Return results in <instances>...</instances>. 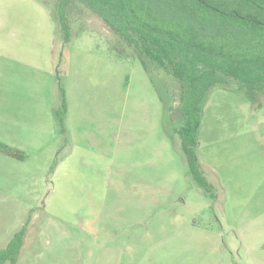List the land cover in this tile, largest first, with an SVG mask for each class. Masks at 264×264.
I'll return each instance as SVG.
<instances>
[{
    "label": "rangeland",
    "instance_id": "374dc122",
    "mask_svg": "<svg viewBox=\"0 0 264 264\" xmlns=\"http://www.w3.org/2000/svg\"><path fill=\"white\" fill-rule=\"evenodd\" d=\"M59 1L0 0V251L25 227L16 264H264V102L210 92L208 193L134 49L78 1L66 40Z\"/></svg>",
    "mask_w": 264,
    "mask_h": 264
},
{
    "label": "trees",
    "instance_id": "16d2710c",
    "mask_svg": "<svg viewBox=\"0 0 264 264\" xmlns=\"http://www.w3.org/2000/svg\"><path fill=\"white\" fill-rule=\"evenodd\" d=\"M80 2L132 47L150 74L175 132L181 137L194 180L211 193L197 158L202 113L214 88H242L251 108L264 102V0H60L58 20L70 38L67 7ZM154 69L176 82L172 98ZM178 100V105L173 103ZM62 108L67 111L62 90ZM10 157L21 152L0 146ZM25 227L0 251V264H16Z\"/></svg>",
    "mask_w": 264,
    "mask_h": 264
}]
</instances>
